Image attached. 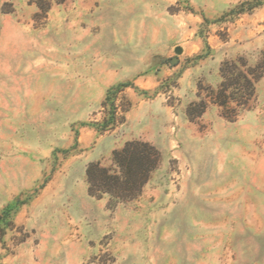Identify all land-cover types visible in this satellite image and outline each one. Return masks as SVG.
Returning a JSON list of instances; mask_svg holds the SVG:
<instances>
[{"label":"rangeland","instance_id":"1","mask_svg":"<svg viewBox=\"0 0 264 264\" xmlns=\"http://www.w3.org/2000/svg\"><path fill=\"white\" fill-rule=\"evenodd\" d=\"M223 67L258 76L247 108ZM134 140L140 195L89 196ZM0 264H264V0H0Z\"/></svg>","mask_w":264,"mask_h":264},{"label":"trees","instance_id":"2","mask_svg":"<svg viewBox=\"0 0 264 264\" xmlns=\"http://www.w3.org/2000/svg\"><path fill=\"white\" fill-rule=\"evenodd\" d=\"M221 68L222 81L215 94L217 104L224 108L230 103L247 108L254 95V82L257 75L253 69L240 71L236 79L231 71ZM117 88L107 91L102 108L109 107V119L95 123L98 133L110 131L115 127L116 106L109 103ZM161 163V154L148 142L134 140L126 142L119 150H114L110 157V165L101 162L89 163L85 171L87 193L96 199H107V205L115 208L119 204L135 200L142 188L149 181ZM8 215L7 210L2 212Z\"/></svg>","mask_w":264,"mask_h":264},{"label":"water","instance_id":"3","mask_svg":"<svg viewBox=\"0 0 264 264\" xmlns=\"http://www.w3.org/2000/svg\"><path fill=\"white\" fill-rule=\"evenodd\" d=\"M176 53H180V50H179V49H177V50H176Z\"/></svg>","mask_w":264,"mask_h":264}]
</instances>
